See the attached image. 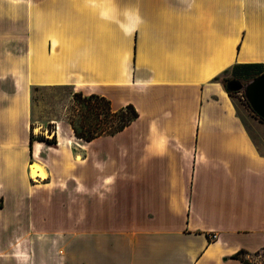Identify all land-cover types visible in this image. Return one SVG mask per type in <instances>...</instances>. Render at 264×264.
I'll list each match as a JSON object with an SVG mask.
<instances>
[{
    "label": "crops",
    "instance_id": "0c3cea01",
    "mask_svg": "<svg viewBox=\"0 0 264 264\" xmlns=\"http://www.w3.org/2000/svg\"><path fill=\"white\" fill-rule=\"evenodd\" d=\"M22 4L23 50L0 48V264H264V122L215 79L264 64V0ZM35 86L139 113L85 141L86 205L51 203L61 179L79 195V148L70 125L31 150Z\"/></svg>",
    "mask_w": 264,
    "mask_h": 264
},
{
    "label": "rangeland",
    "instance_id": "374dc122",
    "mask_svg": "<svg viewBox=\"0 0 264 264\" xmlns=\"http://www.w3.org/2000/svg\"><path fill=\"white\" fill-rule=\"evenodd\" d=\"M10 2L0 4V48L7 46H15V51L18 55L23 50V30L25 25L24 20V6L23 0H5ZM4 59V53L0 51V60ZM256 75L255 71H249L238 68L235 70L230 69L226 74L227 78L239 77L245 84L249 83ZM76 92L71 86H57V87H39L37 90L32 91V113L31 124L34 127V137L38 139L42 136L52 138L54 134L57 135L58 128L62 127L66 130L67 126L71 125V121L75 120L76 123L82 119V111L74 97ZM237 108L249 112L250 114L259 118L251 108L244 90L239 92H231L229 94ZM260 119V118H259ZM263 121L262 119H260ZM264 122V121H263ZM72 126V125H71ZM60 128V131H62ZM67 135V134H66ZM72 135L73 147L79 148V152L75 155L76 160L80 163L79 180V195L76 194L75 188L71 182L61 179V186L63 192L58 193L52 198L51 203L57 205H86V177H87V143L83 139H77ZM58 142V136H57ZM47 143V142H46ZM71 144V146H72ZM49 146H57L56 144H49ZM59 154V152L57 153ZM62 155V154H61ZM58 156V155H57ZM71 167V163L67 165ZM65 168H67L65 166ZM66 173V171H65ZM66 177V175H65ZM55 184L53 183L52 186ZM71 215V214H68ZM83 215L82 213L80 214ZM36 250L32 251L34 257ZM261 257L256 256L253 263L260 262Z\"/></svg>",
    "mask_w": 264,
    "mask_h": 264
},
{
    "label": "trees",
    "instance_id": "16d2710c",
    "mask_svg": "<svg viewBox=\"0 0 264 264\" xmlns=\"http://www.w3.org/2000/svg\"><path fill=\"white\" fill-rule=\"evenodd\" d=\"M238 68H243L247 70V72L255 71L256 75L251 80L264 73L263 63L236 64L232 67V70ZM229 71L230 70H226L225 73H228ZM237 78L240 79L239 77ZM215 79L219 80V82L223 84L225 90L231 94V91L226 88V82L229 80L226 75H219ZM38 88L39 87L37 86L33 87L34 90H37ZM74 97L79 105L80 110L82 111V119L78 123H76L75 120H72L71 125L75 135L85 141H92L93 139L102 135H114L125 129L139 116L138 111L132 104H129L119 110H113L110 100L99 94H84L83 92L76 91L74 92ZM31 130V150L35 140L57 145L56 134H54L52 138L42 136L38 139H35L33 125H31ZM1 206L2 202H0V207ZM245 253L246 250L241 249L233 256L236 258H241L245 262H250L245 258Z\"/></svg>",
    "mask_w": 264,
    "mask_h": 264
},
{
    "label": "water",
    "instance_id": "95a60500",
    "mask_svg": "<svg viewBox=\"0 0 264 264\" xmlns=\"http://www.w3.org/2000/svg\"><path fill=\"white\" fill-rule=\"evenodd\" d=\"M226 88L231 92L244 90L251 108L264 121V73L247 84L241 79L231 78L226 82Z\"/></svg>",
    "mask_w": 264,
    "mask_h": 264
},
{
    "label": "bare ground",
    "instance_id": "6f19581e",
    "mask_svg": "<svg viewBox=\"0 0 264 264\" xmlns=\"http://www.w3.org/2000/svg\"><path fill=\"white\" fill-rule=\"evenodd\" d=\"M39 174L42 176H46L47 172L40 164L37 163L32 164V176L37 177Z\"/></svg>",
    "mask_w": 264,
    "mask_h": 264
},
{
    "label": "built area",
    "instance_id": "2783aa9c",
    "mask_svg": "<svg viewBox=\"0 0 264 264\" xmlns=\"http://www.w3.org/2000/svg\"><path fill=\"white\" fill-rule=\"evenodd\" d=\"M211 238H212V239L217 238V234H216V233L211 234Z\"/></svg>",
    "mask_w": 264,
    "mask_h": 264
},
{
    "label": "flooded vegetation",
    "instance_id": "af4514ba",
    "mask_svg": "<svg viewBox=\"0 0 264 264\" xmlns=\"http://www.w3.org/2000/svg\"><path fill=\"white\" fill-rule=\"evenodd\" d=\"M239 92V91H238Z\"/></svg>",
    "mask_w": 264,
    "mask_h": 264
}]
</instances>
